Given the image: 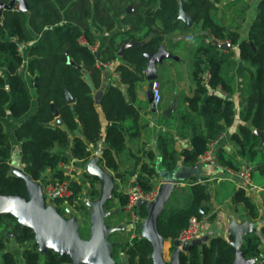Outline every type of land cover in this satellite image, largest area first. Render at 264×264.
Returning a JSON list of instances; mask_svg holds the SVG:
<instances>
[{
  "label": "trees",
  "instance_id": "trees-1",
  "mask_svg": "<svg viewBox=\"0 0 264 264\" xmlns=\"http://www.w3.org/2000/svg\"><path fill=\"white\" fill-rule=\"evenodd\" d=\"M25 1L26 12L19 8L4 10L0 19V195L29 198L25 177L10 171L8 150L11 144L2 120L8 116L21 118L12 134L20 142L21 162L25 174L31 179H40L46 169L50 170L52 181L69 178L57 168L59 162L69 161L65 152L72 158L87 159L91 156L90 146L99 142L101 137L105 143L100 151L103 165L115 177L123 179L119 171L120 157L126 155L127 145L142 134L138 85L147 82L144 53L155 52L160 44L174 55L181 57L186 53L190 56V79L194 88L190 96L179 97L169 115L163 113L173 121L157 132L156 151H147L140 172L153 179L159 175L160 169L173 171L180 158L185 165L195 164L197 156L207 149V142L216 139L237 120L236 129L230 133L234 154L220 146L216 150V160L223 167L234 170L243 161L250 163L253 165L252 179L258 173L263 179L258 185L264 184V143L261 144L260 137L253 134L254 129L264 130V0L256 2L244 34L235 18H247L250 5L245 0ZM179 1L193 19L190 28H185L184 22L178 19ZM221 2L228 16L224 11L221 14L218 6ZM226 19H229V26ZM92 21L110 33L98 58L103 63L114 62L113 71L119 78V83L105 81L98 100L93 97V91L101 87L103 69L96 64L97 56L78 42L81 34L91 42L95 40ZM194 26H198L199 31L191 34ZM177 31L186 35L176 40L168 37ZM130 39L145 42L125 48L118 56L119 46ZM213 39L229 41L232 48L220 49ZM19 41L27 43L23 55L17 50ZM238 61L242 63L239 92L236 91L234 74ZM177 62L163 59L157 63V78L161 66ZM205 70L209 73L206 85L202 79ZM29 87L35 92L34 101ZM65 89L74 97V111L66 102ZM235 94L236 101L233 100ZM157 110L158 106L150 113L156 115ZM170 124L180 138H188L186 146L176 147L175 133L168 127ZM183 125H187L184 134L180 132ZM154 161L157 166L151 165ZM84 178L90 187L89 199L97 200L101 194L97 187L100 177L85 173ZM136 180L145 192L155 189L152 181ZM70 187L73 195L66 199L54 198L56 204L66 203L56 210L64 218L70 217L66 208L75 210L79 214L78 231L83 237L90 211L87 204L75 201V197L82 194L83 184L70 178ZM261 191L259 206L244 189H232V203L242 207L249 221L259 218L260 209H264V187ZM179 194L184 196L181 202ZM212 198L206 185L198 181H189L181 189H172L157 218L158 233L173 240L187 226L191 216L203 219L209 214L206 220L212 221L215 218V213H211ZM114 200L124 205L127 196L121 190L110 189V195L103 203L106 224L108 219L120 215L110 211L115 205ZM138 213L145 218L147 210L140 207ZM256 228L254 224L240 245L242 256L254 261L263 252L264 221L258 232ZM129 236V232L125 234L122 230L108 234L114 262L154 264L149 239L139 235L128 242ZM232 239L228 233L226 236H212L207 242L180 251L178 264H231L235 256V248L230 243ZM11 244L19 249L22 264H71L69 255H60L50 248L41 249L34 230L20 223L15 214L1 212L0 264H19L16 251L9 247Z\"/></svg>",
  "mask_w": 264,
  "mask_h": 264
},
{
  "label": "crops",
  "instance_id": "crops-1",
  "mask_svg": "<svg viewBox=\"0 0 264 264\" xmlns=\"http://www.w3.org/2000/svg\"><path fill=\"white\" fill-rule=\"evenodd\" d=\"M245 1H247L250 5V8H249L250 10L249 9L247 10V17L250 19V17L255 12V4L258 0H245ZM249 12L251 14L252 13L253 14L249 15L250 14ZM92 25H93V29L95 30L94 33L96 34L95 39H97L100 42L101 46H103L106 43L107 38H108L110 33H107L104 29L100 28L94 21H92ZM101 34H105V35L104 36L102 35L103 37L101 38V37H99ZM235 51H236V49H235ZM176 64H173V65H176ZM170 65L172 66V64H170V63H165L163 66H161L160 67L161 72H163L165 70V68L167 66H170ZM241 66H242V63L238 61L237 65L234 69L235 86H236L237 92L240 91V86H241V79H240ZM113 67H114V62H113L112 67L108 68L109 72H108L107 81H113V82L119 83L118 74L113 71ZM25 77L27 80V84L30 86V78H29L28 74H26ZM147 82L146 83H140L138 85V87H139L138 102H140V104H141V107H142L141 115L143 117V120L141 121V124H140L141 130H142L141 137L138 140L134 141L133 143L128 144L127 148H126V155L123 157H120L119 171L123 174V177H124L123 179L115 177L113 172L103 165L102 158L100 155V151H101L102 147L105 146V143H104L102 137H101V140L99 142L94 143L90 146L91 156L87 159L72 158V157H70V155L67 152H65V154L68 156L69 160L71 162H73L72 163L73 170H72L71 177L74 180L79 181L83 184V191H82L83 195L81 194L82 197L81 196L75 197V201L78 203L79 200L82 198V203L87 204V207L90 211V218H91V215L93 213V208L95 207L96 200H94V201L90 200L88 197L90 187H89L88 182L84 178L85 173L95 174V175L100 177L101 182H100V184L97 185V187L99 188L101 193L105 192L106 188H107V191H109L111 188H115V189H118V190H121L122 192H124L127 184L130 182L131 183L137 182V180H136L137 178H143V179H146L148 181L155 182L154 183L155 189L156 188L161 189L162 185L168 183L167 181H169V179H172L173 185L176 187L177 186L179 187V185L181 187H183L188 183V182L184 183V182L180 181L179 179H176L177 177H180L182 179L188 178V179L192 180L191 182H195L194 180H196L198 182L204 183L206 186L210 183L213 186L212 190L208 189L210 194L213 196L211 213H215V217L217 218V219L214 218L210 222L212 224L215 223L216 227L213 229H209L207 227L206 223L208 221H205L206 217L209 215V214H207L203 219H201L202 220V228H201V232H200V235L198 238H200L202 243H203V242H207L210 237L215 236V235L226 236L227 229H228L230 222L228 224V222L226 221L224 213H220V212L216 213V210L221 206L220 202H219L220 200L218 197L223 196V199H224L223 201L229 200L230 202H232L231 201V194L232 193H230V184H233V188H237V181L236 180L228 179L227 177H225V175H222L219 170H217L216 168H214L213 166L208 165V164L197 165L195 163L193 165H185L181 162V158L179 159L180 162H179L178 166L173 171H165L163 169H160L159 175L153 179L147 178L145 175H143L140 172V164L142 163V161H145L147 159V157H146L147 151L150 149H152L153 151H156L155 139H156L157 132L164 129L163 127L158 125L156 122H154L153 117H152L153 115L150 113V110L153 108L146 98V95H145L146 91L145 90L143 91L144 85L148 84ZM120 87L122 89H124L123 85H120ZM29 90H30L31 99L34 101L35 92L30 87H29ZM101 92H102V90H100V89L94 90L93 91V97L96 100H98L100 95H101ZM191 94H192V92H191ZM191 94L181 93L180 96L181 95L190 96ZM233 100L234 101L237 100V94L233 95ZM33 108H34V106H33ZM163 110H165V108L160 109V111H163ZM2 120L4 122L5 130L9 133V139H10V144H11L10 149L8 150L10 153V157L8 159V163L10 165V171L12 174H15V175H20V176L25 175L26 177H29L27 174H25L24 165L21 162L20 142H18L12 134L13 128L18 125V123L21 121V118L18 119V118H13V117L8 116L5 118H2ZM237 124H238V121L235 120V122L233 123L232 126L225 128V130L223 131L224 132V139L219 142L220 145L225 147L229 152H231L233 154H234V145L231 141L230 133H231V131L236 129ZM177 138L182 139L179 141H182V142L185 141V143L179 144V142L176 141ZM176 142H177V144H176ZM187 143H188V138H180L179 136H177V137L175 136L176 147L180 148L182 146H186ZM151 165L157 166L156 161L151 162ZM49 176H50V170L46 169L42 173V176L40 179L28 180L29 181V183H28V188H29V199H28V201H29V205L31 206V208H33L35 210L38 209L37 199H38V194H39L41 183L44 180H47L49 178ZM214 181H215V183H214ZM167 186H169V185H167ZM227 186H228L229 190L227 193L228 195L226 196V195H224V188ZM181 187H179L178 189H181ZM258 187H262V185H258ZM261 190L259 189V190L253 191V192L249 193L248 195H251L253 193H255L254 195H257ZM114 203H115V205L110 208V211L111 212L116 211V212H119V213L121 212V213L118 217L110 218L108 224H106L107 227L108 228L112 227L115 230H119V231L122 230L125 232V234H128V232H129L130 236H129L128 242L136 239L139 235H143V223L145 221V218H142L141 221L138 222L137 224H135V223L133 224L130 221L129 217L127 216V212L124 210L123 205L119 204L116 200H114ZM116 203H118V205H116ZM65 205H66L65 202H63L61 204H56V202L54 201L53 198H49V199L45 198L44 199V207L48 211L56 210L57 208H59L61 206H65ZM9 209L11 211H13L15 214L22 215L21 209L18 206H16L15 204L10 205ZM66 209H68L69 214L71 213L70 217H73L77 221V219L79 218V214H77V216H74V214L72 213L73 209H71V210L69 208H66ZM263 210L264 209H260L259 218L252 220V223H255L257 225V228H256V229H258L257 232L259 231L260 225L264 221V211ZM227 215H229L231 217V219H233L232 221H236L238 223H241L243 220H247L244 216L242 208H241V212H240V215L238 216V218H236L231 213L227 214ZM24 217L29 219L26 215H24ZM231 219H229V220H231ZM87 223H88V228L84 230V233H86V235L81 237L82 239H85V240H88L91 237L90 220ZM128 242L125 244V246H127ZM9 247L10 248L13 247V250L16 251V253L18 255L19 264H22L21 258L19 256V249L16 248L12 244ZM263 251H264V249H263ZM172 255H173V248L171 247L170 239H163L162 246H161V260H162V262H164L165 264H170L172 261Z\"/></svg>",
  "mask_w": 264,
  "mask_h": 264
},
{
  "label": "water",
  "instance_id": "water-1",
  "mask_svg": "<svg viewBox=\"0 0 264 264\" xmlns=\"http://www.w3.org/2000/svg\"><path fill=\"white\" fill-rule=\"evenodd\" d=\"M15 5L18 8L26 12L27 2L25 0H8V2H0V19L4 10H11ZM128 10L131 7L128 6ZM178 19L184 22L185 28H190L193 25V19L191 15L185 12L182 1H179ZM144 40L136 41L130 39L119 46L117 55L121 56L123 50L130 46H140L144 43ZM213 43L217 44L220 49H228L232 47L229 41L219 42L215 39ZM252 45V43H251ZM146 57V78L148 81L147 89L145 92L148 102L152 108V80L157 78L156 65L163 59H174L178 60V56L170 53L165 47L160 44L157 50L153 53H144ZM108 72L104 71L103 81L100 90H103L105 81L107 80ZM66 102L70 104L71 110L74 111V97L72 94L65 89ZM52 110L55 116L57 112L52 106ZM174 110V109H173ZM172 110V111H173ZM172 111H164L165 115H169ZM253 134L258 135L261 139V144L264 143V130L254 129ZM25 177L27 185L30 177ZM33 180V179H32ZM168 183L163 184L161 189H158L157 196L153 201L139 200L138 206L145 207L147 215L143 223V235L147 237L152 244V258L154 264H165L161 260V246L163 238L157 230L156 222L158 215L166 202L170 191L173 187L172 179L167 181ZM169 185V186H167ZM29 192V188H28ZM110 190L101 193L99 198L95 202L93 213L90 218L91 224V237L88 240L82 239L78 227V222L73 218H64L60 215L57 210L48 211L44 207L45 196L42 193L41 186L38 194L37 204L38 209L35 210L29 205L28 199L26 200L22 196H11V195H0V213L10 211V205L15 204L21 209L22 215L15 214L20 223L30 226L34 232L36 241L38 242L41 249L50 248L58 252L60 255H69L71 258V264H116L111 256L112 243L108 241V234L115 230L112 227H107L104 217L107 214L103 209V203L109 197ZM57 194L53 195L52 198H56ZM68 211V209H67ZM26 215L29 219L24 217ZM254 223L249 220H243L241 223L231 221L227 233L232 236L231 245L235 248V256L231 264H254L253 258L243 257L240 251V245L244 236L253 230ZM11 237V235H9ZM200 238H197L190 242L181 243L178 239L171 240V247H173L172 261L170 264H178V254L180 251H187L191 246L201 244Z\"/></svg>",
  "mask_w": 264,
  "mask_h": 264
},
{
  "label": "built area",
  "instance_id": "built-area-1",
  "mask_svg": "<svg viewBox=\"0 0 264 264\" xmlns=\"http://www.w3.org/2000/svg\"><path fill=\"white\" fill-rule=\"evenodd\" d=\"M13 9H18V5H15ZM14 39H17L16 37ZM78 42L86 46L92 53L97 56L96 64L103 69L104 71L109 72L110 67H112L113 62H101L98 58V53L101 49L100 42L95 39L93 42L89 41L83 34L78 37ZM224 42V41H222ZM25 41H19L17 50L20 55H23V51L26 47ZM202 79L204 84L206 85L209 79V73L207 70L202 74ZM152 104L154 107L159 106L162 101L161 95V83L156 78L152 80ZM224 139V132H222L216 139L209 140L207 142V149L200 155L197 156L195 163L197 165L208 164L216 168L221 172L222 175H225L228 179H234L237 181V188H242L249 194L256 190H261L263 187H258L253 183L252 179V172H253V165L243 161L237 170L232 169L231 167H223L220 165L216 160V150L218 147L222 146L219 144L220 141ZM73 162L70 160L68 162H59L57 164V168L60 169L64 175L68 176L69 178L62 179V180H50V176L47 180H44L41 183V190L44 194L45 198H52L53 195L57 194V197L60 198H68L73 195V190L70 187V178L72 175L73 170ZM73 179V178H72ZM124 193L127 196V202L123 205L124 210L127 212L130 221L134 224H137L141 221V217L138 213L139 200L145 201H153L158 193V188L145 192L143 191L142 187L137 182H130L127 184ZM202 228V220L198 219L196 216H191L188 220V224L186 227L182 228L175 239L181 241V243L190 242L197 239L200 235ZM171 241V240H170ZM254 264H264V251L260 253L258 259L254 261Z\"/></svg>",
  "mask_w": 264,
  "mask_h": 264
},
{
  "label": "rangeland",
  "instance_id": "rangeland-1",
  "mask_svg": "<svg viewBox=\"0 0 264 264\" xmlns=\"http://www.w3.org/2000/svg\"><path fill=\"white\" fill-rule=\"evenodd\" d=\"M226 1H228V0H226ZM218 6L221 8V11H220L221 14L224 11L226 16H228L227 10L223 9L222 2L220 4H218ZM252 14L250 13L249 15H252ZM235 21H236V23L239 24V27H240L239 30L244 34L245 30H246V27L248 25V22H249V18L247 17L246 20H241L240 18L236 17ZM225 23H226L227 26H229L228 25L229 19H226ZM230 28H233V26H231ZM193 31L198 32L199 31L198 26H194L192 32H190V33L193 34ZM102 35L104 36L105 34H101L99 37L102 38L103 37ZM185 35H186V33L177 31V32H173V33L168 34V37L170 39H172V40H176V39H179V38H181V37H183ZM95 36H96V34H95ZM191 68H192L191 58L186 53H183L181 55V57L178 58V62H177L176 65L167 66L163 72H161V70L158 69V79H159V81L161 83L162 101H161V103L158 106V110H157L156 115H153L152 117H153L154 122L159 124L164 129L167 128V126H166L167 123L173 121V119H171V118L168 119V117H165L163 115L164 111H166V110L172 111L173 109H175V107H176V105L178 103V100H179V96H180L181 93L191 94V92L193 91L194 85H193V83L190 80ZM146 89H147V84L144 85L143 91L144 90L146 91ZM164 108H165V110L160 111V109H164ZM186 126L187 125H183L181 127L182 129L180 130V132L182 134H184L187 131ZM168 127H169V129L172 132L175 133V136L177 137L178 135H177L176 128L172 127L171 124L168 125ZM179 140H182V139H179V138L176 139V141H178L179 144L185 143V141L182 142V141H179ZM176 144H177V142H176ZM176 179H179L180 181H182L184 183L192 181V180H190L188 178L182 179L180 177H177ZM194 181H196V180H194ZM262 181H263V179L260 177V175L258 173H255V175L253 177V183L256 186H258V183H260ZM214 183H215V181H214ZM261 185L264 187V184H261ZM171 187H173L172 189H174V187L176 189H178L181 186L179 185V187L178 186L176 187V186L173 185ZM206 187L208 189H210V190H212V188H213V186L210 183ZM232 188H233V184H230V193H232ZM228 190H229L228 186L224 188V195H226V196L228 195L227 194ZM261 193H262V191H260L257 195H254L255 193L249 195V196L252 197V199L259 206H261V201H262L261 200L262 199V194ZM179 195H180V197L178 196V198H180V202H181V199H183L184 196L181 195V194H179ZM218 198L220 200L219 202H220L221 206L216 210V213H218V212L224 213L226 221L228 222V224L233 219H231V217L229 215H227V214L231 213L236 218H238V216L240 215L242 207L240 205L235 206L229 200L228 201H223L224 200L223 196L218 197ZM46 199H49V198L47 197ZM78 203H82V198L79 200ZM116 205H118V203H116ZM261 209H263V208H261ZM72 213L74 214V216H77L75 210H73ZM70 214H69V216H71ZM215 219H217V218L215 217ZM229 219H231V220H229ZM205 221H207V220L205 219ZM107 222H109V219H108ZM206 224H207V227L209 229H213V228L216 227V224L215 223L212 224L210 221H208ZM263 249H264V245H263Z\"/></svg>",
  "mask_w": 264,
  "mask_h": 264
},
{
  "label": "flooded vegetation",
  "instance_id": "flooded-vegetation-1",
  "mask_svg": "<svg viewBox=\"0 0 264 264\" xmlns=\"http://www.w3.org/2000/svg\"><path fill=\"white\" fill-rule=\"evenodd\" d=\"M5 3V2H4Z\"/></svg>",
  "mask_w": 264,
  "mask_h": 264
}]
</instances>
